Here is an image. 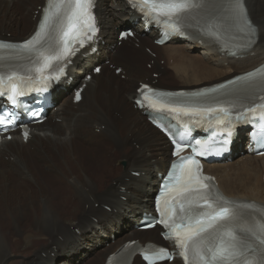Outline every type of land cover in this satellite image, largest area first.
<instances>
[{
  "label": "bare ground",
  "instance_id": "bare-ground-1",
  "mask_svg": "<svg viewBox=\"0 0 264 264\" xmlns=\"http://www.w3.org/2000/svg\"><path fill=\"white\" fill-rule=\"evenodd\" d=\"M43 2L0 0V33L29 34ZM245 5L258 35L244 57L231 58L214 44L175 37L161 46L151 44L163 54L164 63L159 65L144 50L156 38L155 30L143 33V22L135 21V13L124 0L97 1L100 31L94 45L98 51H85L75 58L65 80L70 79V84L64 82L52 92L54 106L42 123L31 127L25 142L16 130L11 140L0 144V264H54L55 258L61 259L58 264L75 260L77 264H104L106 256L127 240L161 242L156 227L146 231L135 227L142 213L152 211L156 174L170 161L169 145L145 120L143 109L133 106L137 87L133 84L143 76L154 81L144 63L152 62L151 69L159 78L173 76L185 88H194L264 62V0H245ZM26 18L27 28L23 26ZM128 22L135 24L134 39L119 44L116 29ZM112 59L120 62L123 80L104 65ZM98 64L99 73L91 72ZM73 84L83 87L78 103L72 102L68 88ZM243 136L244 129H236L230 153L205 163L204 171L215 176L224 194L262 205L264 155H241L238 147ZM56 153L65 158L62 164L67 170H57ZM132 172H138V177ZM103 174L106 180L102 182ZM253 217L259 218L249 213L241 223H251Z\"/></svg>",
  "mask_w": 264,
  "mask_h": 264
},
{
  "label": "snow or ice",
  "instance_id": "snow-or-ice-1",
  "mask_svg": "<svg viewBox=\"0 0 264 264\" xmlns=\"http://www.w3.org/2000/svg\"><path fill=\"white\" fill-rule=\"evenodd\" d=\"M129 3L146 18L162 23L173 32H179L181 22L196 12L207 18V24L200 27L205 35L220 39L222 30L234 28L242 34L245 41L238 47L248 50L256 43L258 30L248 17L243 0H221L219 3L213 0H129ZM92 8L93 0H46L38 29L29 39L19 45L0 42V49H16L19 58L27 54L31 65H18L0 73V94L6 91L9 100L15 104L16 98L23 95L22 85L26 81L35 79L43 82L49 79L46 73L55 62L73 55L74 45L83 46L85 39H91L95 34ZM4 59L5 57L0 56V60ZM260 71L257 69L237 79L252 81ZM143 87L147 89V93L159 97L160 94L147 85ZM142 96L143 99H149L143 92ZM259 99L264 101V96ZM137 103H142V100L138 99ZM238 105L244 109L238 114V118L245 113L255 115L257 109H264V103L246 107L240 97L228 102L227 106L221 103H171L160 99L150 103L153 109L175 114L178 120L180 117L199 120L215 118L217 124H224L226 121L231 123V110ZM260 119L264 120V114ZM199 120L195 122L198 123ZM3 123L5 119L0 116V124ZM176 135L182 139L184 134L173 133V155L180 156L188 145L176 139ZM192 151L195 155H203L195 146ZM209 180V177L200 175L199 163L192 156L180 157L176 170L164 185L166 207L159 223L168 230L165 238L174 243L183 264H264V218L253 217L251 223H238L237 213L228 206L230 202L214 194ZM241 234L254 237L259 247L254 248ZM250 250L253 252L251 256L248 255ZM143 259L148 264H157L159 261L173 259V256L166 248L159 247L150 254H145Z\"/></svg>",
  "mask_w": 264,
  "mask_h": 264
},
{
  "label": "rangeland",
  "instance_id": "rangeland-1",
  "mask_svg": "<svg viewBox=\"0 0 264 264\" xmlns=\"http://www.w3.org/2000/svg\"><path fill=\"white\" fill-rule=\"evenodd\" d=\"M19 1H23V0H19ZM25 1V0H24ZM28 25H29V22H28V18H26V19H24V21H23V26L25 27V28H27L28 27ZM28 34H23V35H20V36H17L16 34H14V33H12V32H9V33H6V34H2V33H0V38H2V39H12V40H21V39H23V38H25L26 36H27ZM115 38H116V33H115ZM132 39V38H131ZM124 41H126V40H124ZM151 44L152 43H148V44H146V46L144 47V50H145V52H147L149 55H151V57L152 58H156L157 59V61H158V63H159V65H162L163 63H164V60L163 59H161V57L163 58V54L162 53H160V51L159 50H155V49H153L152 47H151ZM193 50H196V51H198V52H200L199 50L200 49H193ZM159 53L161 54V55H159ZM137 57H139V54H137L136 55ZM104 65L107 67V69L110 71V73H112L114 76H116V77H118L120 80H123L124 79V77H123V75L121 74V71L120 72H118V73H116L115 72V70L117 69V68H120L119 67V65H120V62H118V60H116V59H112V60H105V62H104ZM151 66H152V62H150V63H144V67L146 68V69H148L149 70V74L148 75H151L152 77H153V80L154 81H149L148 80V78H147V76H143L142 77V81L143 82H150L152 85H154V86H157V87H166V88H170V89H172V88H185L186 86H182L181 85V83L177 80V78H175V77H168V78H164V79H161V78H159L158 77V73L157 72H153V70L151 69ZM103 70V69H102ZM233 72H235V71H232L231 73H233ZM144 75V74H143ZM133 86H137V82H135L134 84H133ZM112 109H114V108H112ZM110 112V114H112V112L111 111H109ZM100 114L101 115H103L104 114V112L103 111H101L100 112ZM116 125V124H115ZM117 129H118V125H117V127H116ZM243 148V147H242ZM240 154L243 152V150L242 151H240V149H239V151H238ZM59 157V158H58ZM54 158L56 159V162H58V168L59 169H57V170H60L59 172H62V170L64 169V170H67V168L62 164V160L64 159V161H65V158H62L61 157V155L60 154H57L56 153V155L54 156ZM62 158V159H61ZM236 158V153L234 154V156H232V159H235ZM61 161V162H60ZM60 164V165H59ZM66 166H68V165H66ZM110 166V165H109ZM115 172V171H114ZM152 176H153V174H155V169L153 170L152 169ZM54 175H56L55 174V171H54V173H53ZM58 175V174H57ZM133 175V174H132ZM59 176V175H58ZM133 176H135V177H138V175L136 176V175H133ZM264 174L262 175V180H264ZM78 182H80V184H84V182H83V178H81V177H78ZM102 179V182L104 181V180H106V175L105 174H103L102 176H100V180ZM89 180H90V182H93V180H94V177L93 176H89ZM66 181H68V180H64L63 182L65 183V185L67 184L66 183ZM94 184H95V182H94ZM68 185V184H67ZM93 185V184H92ZM34 189H35V187H34ZM36 190H37V188H36ZM66 195H67V193H66ZM68 200H70L69 199V196H68ZM41 202V201H40ZM71 203H73V201H71ZM43 207H44V204H43ZM62 207L64 208V209H66V205L64 206V205H62ZM107 210H110L109 209V207H107ZM39 222V220H37V223ZM125 232V229L124 228H122V233H124ZM155 233H156V235L158 234V229H156L155 230ZM118 234L116 233V236H117ZM114 236H115V234H112L111 235V237H110V239H113L114 238ZM135 239V238H134ZM97 248V247H96ZM50 256L52 257V258H55L54 257V254H50ZM106 259V258H105ZM59 261H61V259L60 258H55L54 259V264H58L59 263ZM105 261V260H104ZM74 264H77V260H75V263ZM134 264H140L138 261L136 262V263H134Z\"/></svg>",
  "mask_w": 264,
  "mask_h": 264
}]
</instances>
